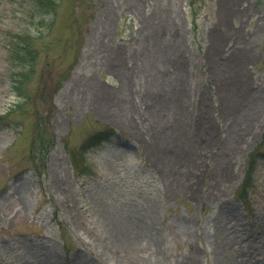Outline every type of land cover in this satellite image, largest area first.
I'll use <instances>...</instances> for the list:
<instances>
[{
  "label": "rangeland",
  "instance_id": "obj_1",
  "mask_svg": "<svg viewBox=\"0 0 264 264\" xmlns=\"http://www.w3.org/2000/svg\"><path fill=\"white\" fill-rule=\"evenodd\" d=\"M59 1L0 0V264H264V0Z\"/></svg>",
  "mask_w": 264,
  "mask_h": 264
},
{
  "label": "trees",
  "instance_id": "obj_2",
  "mask_svg": "<svg viewBox=\"0 0 264 264\" xmlns=\"http://www.w3.org/2000/svg\"><path fill=\"white\" fill-rule=\"evenodd\" d=\"M194 2V0H191ZM59 0H34V3L37 8V12L39 14H42L45 12L46 14H49L50 12L55 9V7L59 4ZM22 37V38H21ZM20 38L25 40L22 45L17 46L16 57L18 62L20 63V66L22 68V71L19 73L20 74V79L17 80L15 89L20 93L23 94V86L27 80V78L34 74V67H35V60L38 56V48L35 47L31 42L27 41V38H32L34 39L37 37L36 35H30L27 37L26 36H21ZM22 51V52H21ZM2 118V117H0ZM116 136V131L111 128V127H104L103 129L97 130L90 134L88 137L85 138V140L82 141L80 145V151L81 154L83 155V152L92 148V147H98L101 146L105 142H109L113 139V137ZM52 139V143H53ZM40 147L42 151L38 150L36 151V166L39 164L42 165V167L46 166V161L48 158V153L50 151V145H46L44 140L40 138ZM45 150V153L43 152ZM257 150L253 153L250 154L249 156V162H248V168L244 176V180L241 184V186L238 188V196L241 200L244 202H248V189L250 188L252 184V175L253 171L255 168V156H256ZM70 159L71 163L74 162L76 164V157L75 154H70ZM82 159V158H80Z\"/></svg>",
  "mask_w": 264,
  "mask_h": 264
}]
</instances>
